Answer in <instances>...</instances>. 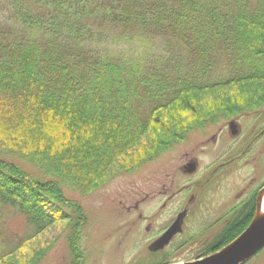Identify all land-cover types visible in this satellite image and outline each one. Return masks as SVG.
Wrapping results in <instances>:
<instances>
[{
    "label": "trees",
    "instance_id": "obj_1",
    "mask_svg": "<svg viewBox=\"0 0 264 264\" xmlns=\"http://www.w3.org/2000/svg\"><path fill=\"white\" fill-rule=\"evenodd\" d=\"M263 106L264 0H0V239L6 211L31 232L0 264H39L45 248H23L57 223L80 264L86 217L66 187L89 194ZM254 209L234 210L205 254Z\"/></svg>",
    "mask_w": 264,
    "mask_h": 264
},
{
    "label": "rangeland",
    "instance_id": "obj_2",
    "mask_svg": "<svg viewBox=\"0 0 264 264\" xmlns=\"http://www.w3.org/2000/svg\"><path fill=\"white\" fill-rule=\"evenodd\" d=\"M232 119L238 120L240 128L235 137L228 128L231 118H223L190 132L173 148L131 172L116 174L89 194L66 187V196L83 207L86 217L80 239L83 257L79 263L156 264L168 258L170 264H178L201 258L223 221L233 214L238 200L250 196L255 201L264 183V106ZM136 152L141 154L143 150ZM191 158L198 159V169L188 178L181 167ZM207 167H211L209 172L205 171ZM172 179L175 187L166 195L160 194L163 184L170 185ZM190 179L195 183L208 182L204 198L194 202L183 233L165 249L151 253L148 245L172 221L183 200L181 193L172 199L167 195ZM164 202L166 205L162 206ZM5 222L6 240L0 239V249L11 241L30 237L23 216L6 211ZM70 233L69 226L51 225L31 238L23 250L30 253L45 248L39 264H72ZM243 264H264V247Z\"/></svg>",
    "mask_w": 264,
    "mask_h": 264
},
{
    "label": "water",
    "instance_id": "obj_3",
    "mask_svg": "<svg viewBox=\"0 0 264 264\" xmlns=\"http://www.w3.org/2000/svg\"><path fill=\"white\" fill-rule=\"evenodd\" d=\"M230 129L232 134L235 135L237 133V124L235 121L230 122ZM187 169L189 172L194 171L196 164L194 162L189 163ZM260 192L258 193V197ZM185 214L186 211L181 212L169 228L154 240L148 248L151 251H157L168 245L173 236L182 231ZM263 247L264 216L256 218L255 210L254 217L248 227L226 247L204 258L190 261L187 264H242Z\"/></svg>",
    "mask_w": 264,
    "mask_h": 264
},
{
    "label": "flooded vegetation",
    "instance_id": "obj_4",
    "mask_svg": "<svg viewBox=\"0 0 264 264\" xmlns=\"http://www.w3.org/2000/svg\"><path fill=\"white\" fill-rule=\"evenodd\" d=\"M235 122H236V124H237V133H236V135H238V133H239V130H240V128H239V122H238V120L237 119H233ZM230 122H231V120L228 122V128H229V131L231 130L230 129ZM230 133H231V131H230ZM190 134V133H189ZM232 134V133H231ZM233 135V134H232ZM236 135H233L234 137L236 136ZM191 162H194L195 164H196V170L195 171H192V172H189L188 171V169H187V165L189 164V163H191ZM220 166H218V167H216L214 170L216 171V169L217 168H219ZM181 169H182V172L184 173V175L185 176H187L188 178H190L191 176H193L195 173H196V171H197V169H198V159L197 158H191L188 162H185L183 165H182V167H181ZM211 170V167H207L206 168V172H209ZM214 171V172H215ZM174 182L175 181H173V179L170 181V185H167V183H164L163 184V186H162V189H161V191H159V193L160 194H162V195H166V193L169 191V189L171 188H174L175 187V185H174ZM208 184V182H206V181H202V182H197V183H195V182H193L191 179L190 180H186L185 182H184V184L183 185H181L178 189H176L175 191H173L172 193H170L169 195H167V198L168 199H172V198H174V197H176L177 196V194H179V193H181V194H183V200H182V203L181 204H179L180 205V210L176 213V215H175V217L172 219V221L166 226V228L155 238V239H157L166 229H168L169 228V226L175 221V219L177 218V216L181 213V212H183V211H186V214H185V218H184V224H183V230H182V232L181 233H179V234H177V235H175L173 238H172V240H171V242L173 241V239L175 238V237H177L178 235H180V234H182L183 233V231H184V226H185V221H186V218H187V216L191 213V212H193V209H194V207H195V203L196 202H198L199 200H201V198H204V196H205V193H206V190L204 189L205 188V186ZM205 192H204V191ZM251 191H249L248 192V194L249 195H251L252 194V192L250 193ZM243 195H244V193H243ZM253 196V195H252ZM195 202V203H194ZM251 203H253V199H252V197H250V196H247V197H245V198H240L239 200H238V202L233 206L234 208L236 207V211L237 212H240V211H242V209H245L247 206H249ZM193 204H194V206H193ZM166 205V202H164V204L162 205V206H165ZM232 210V209H231ZM230 210V211H231ZM229 211V212H230ZM236 213V212H235ZM225 218V217H224ZM228 221V219H225L224 221H223V224L224 223H226ZM216 222H218V220L216 221ZM223 227V226H222ZM155 239H153L152 241H154ZM151 241V242H152ZM150 242V243H151ZM170 242V243H171ZM195 243H197V242H195ZM167 247V246H166ZM165 247V248H166ZM164 248V249H165ZM163 250V249H162ZM161 251V250H160Z\"/></svg>",
    "mask_w": 264,
    "mask_h": 264
},
{
    "label": "bare ground",
    "instance_id": "obj_5",
    "mask_svg": "<svg viewBox=\"0 0 264 264\" xmlns=\"http://www.w3.org/2000/svg\"><path fill=\"white\" fill-rule=\"evenodd\" d=\"M262 216H264V188L261 190L259 194L257 207H256V218H260ZM178 264H187V263H178Z\"/></svg>",
    "mask_w": 264,
    "mask_h": 264
}]
</instances>
